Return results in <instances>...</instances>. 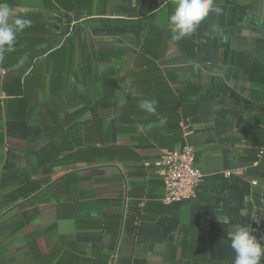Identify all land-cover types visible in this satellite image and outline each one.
<instances>
[{
	"label": "crops",
	"instance_id": "0c3cea01",
	"mask_svg": "<svg viewBox=\"0 0 264 264\" xmlns=\"http://www.w3.org/2000/svg\"><path fill=\"white\" fill-rule=\"evenodd\" d=\"M5 2L32 25L0 61V264H233L238 225L264 246V0L178 42L177 0ZM185 146L202 182L164 203Z\"/></svg>",
	"mask_w": 264,
	"mask_h": 264
},
{
	"label": "clouds",
	"instance_id": "9594fccd",
	"mask_svg": "<svg viewBox=\"0 0 264 264\" xmlns=\"http://www.w3.org/2000/svg\"><path fill=\"white\" fill-rule=\"evenodd\" d=\"M215 0H177L174 11L168 17L172 41L178 42L196 31L202 21L210 13L219 14L222 10L214 6ZM30 19L13 16L12 8L5 0H0V61L6 54L15 51L17 35L31 27ZM28 56L18 60V66H23ZM158 101L145 99L140 101L141 110L157 115ZM162 123L166 122L164 119ZM230 247L234 252L233 264H261L264 260V246L253 235V229L247 225H238L228 234Z\"/></svg>",
	"mask_w": 264,
	"mask_h": 264
},
{
	"label": "built area",
	"instance_id": "2783aa9c",
	"mask_svg": "<svg viewBox=\"0 0 264 264\" xmlns=\"http://www.w3.org/2000/svg\"><path fill=\"white\" fill-rule=\"evenodd\" d=\"M6 95L0 90V111ZM161 176L164 183V203H180L195 196L203 179L190 146L167 151L162 157Z\"/></svg>",
	"mask_w": 264,
	"mask_h": 264
},
{
	"label": "trees",
	"instance_id": "16d2710c",
	"mask_svg": "<svg viewBox=\"0 0 264 264\" xmlns=\"http://www.w3.org/2000/svg\"><path fill=\"white\" fill-rule=\"evenodd\" d=\"M3 92H4V94L6 95V98H7V94L5 93V91L4 90H2Z\"/></svg>",
	"mask_w": 264,
	"mask_h": 264
}]
</instances>
